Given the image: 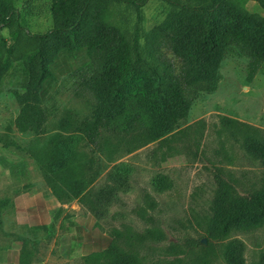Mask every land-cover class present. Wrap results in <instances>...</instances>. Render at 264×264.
Here are the masks:
<instances>
[{
    "label": "trees",
    "instance_id": "1",
    "mask_svg": "<svg viewBox=\"0 0 264 264\" xmlns=\"http://www.w3.org/2000/svg\"><path fill=\"white\" fill-rule=\"evenodd\" d=\"M150 0H51V25L31 31L25 24L43 13L39 0H0V93L6 78L20 67L27 94L17 125L20 131H45V112L35 108L44 101L54 77L52 65L62 51L68 57L84 55L95 73L86 87L94 97L90 118L75 120L70 129L65 120L62 132L51 136L40 153L29 148L43 172L53 175L84 204L95 175L93 160L80 149L85 141L97 148L102 131L131 133L143 129L154 139L176 128L190 109L187 87L206 83L215 87L218 68L225 55L240 48L264 61V15L248 9L240 0H159L166 5L163 22L147 29L144 7ZM264 9V0H250ZM168 51L181 61L177 72ZM31 101V102H30ZM223 126L236 137L234 120L222 117ZM244 147L264 165V138L247 136ZM122 172L112 171V183L96 195L90 210L99 220L110 211L121 192L128 191ZM209 239L227 237L234 229L264 225V190L245 200L231 193L222 182ZM7 200L0 196V216ZM1 222V218H0ZM112 237L105 254L110 264H137L138 255L123 249ZM239 242L226 247L231 264H248ZM204 264H208L206 261Z\"/></svg>",
    "mask_w": 264,
    "mask_h": 264
},
{
    "label": "rangeland",
    "instance_id": "2",
    "mask_svg": "<svg viewBox=\"0 0 264 264\" xmlns=\"http://www.w3.org/2000/svg\"><path fill=\"white\" fill-rule=\"evenodd\" d=\"M39 1L43 13L25 23L31 31L51 25V0ZM240 2L264 15L258 3ZM143 11L150 29L163 22L167 10L159 0H150ZM0 35L10 40L7 29ZM168 59L180 72L181 61L169 51ZM52 70L45 100L35 103L47 117L42 133L22 132L17 125L26 106L19 99L27 94L22 69L6 78L0 93V141L41 153L51 136L62 132L63 121L73 130L75 120L93 116L94 97L86 87L95 73L92 62L62 51ZM218 74L215 87L204 82L187 87L189 112L164 136L154 139L138 128L131 133L102 131L99 147L85 141L80 147L82 162L88 158L94 163L95 179L84 200L89 210L99 190L112 183V171L125 177L128 191L118 195L100 221L123 249L138 255L137 264H231L225 252L232 242L242 245L248 264H264V225L209 239L222 182L245 200L264 190V165L244 147L247 136L264 138V61L233 48L220 62ZM223 116L234 120L236 137L223 126ZM105 263H111L110 256Z\"/></svg>",
    "mask_w": 264,
    "mask_h": 264
},
{
    "label": "crops",
    "instance_id": "3",
    "mask_svg": "<svg viewBox=\"0 0 264 264\" xmlns=\"http://www.w3.org/2000/svg\"><path fill=\"white\" fill-rule=\"evenodd\" d=\"M0 171V264L104 261L109 231L23 145L0 141Z\"/></svg>",
    "mask_w": 264,
    "mask_h": 264
}]
</instances>
